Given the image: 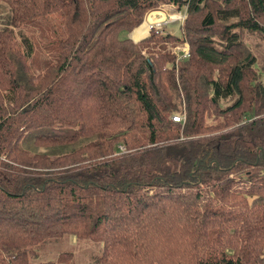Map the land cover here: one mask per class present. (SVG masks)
<instances>
[{"label": "trees", "instance_id": "trees-1", "mask_svg": "<svg viewBox=\"0 0 264 264\" xmlns=\"http://www.w3.org/2000/svg\"><path fill=\"white\" fill-rule=\"evenodd\" d=\"M163 5L179 36L130 41ZM0 14V264H69L34 262L65 236L99 244L94 264H264V82L241 41H264V0Z\"/></svg>", "mask_w": 264, "mask_h": 264}, {"label": "rangeland", "instance_id": "rangeland-1", "mask_svg": "<svg viewBox=\"0 0 264 264\" xmlns=\"http://www.w3.org/2000/svg\"><path fill=\"white\" fill-rule=\"evenodd\" d=\"M162 9L168 10L170 8L163 7ZM171 13L174 14L175 17L184 16L183 9H181L179 12L173 11L170 12V14ZM146 17L147 14L145 18ZM151 21L152 20L149 19L147 20V22ZM167 21L169 20L167 19ZM147 22L141 25L140 28H142V26H144ZM164 26L165 27L163 28L162 32L173 36H179L180 18L175 21L166 22ZM153 27L155 30L159 31L162 29V24H154ZM139 29L136 30L135 33H137ZM135 33L132 36L134 38L137 37ZM241 41L245 51L252 55L255 59V66L260 74V79L264 82V41H262L256 33L248 32L242 33ZM100 251L101 246L99 244L88 241H78L73 237L65 236L60 240L49 241L42 247L38 248L34 262H54L59 254L66 253L71 256L69 264H94L95 259L100 254Z\"/></svg>", "mask_w": 264, "mask_h": 264}, {"label": "crops", "instance_id": "crops-1", "mask_svg": "<svg viewBox=\"0 0 264 264\" xmlns=\"http://www.w3.org/2000/svg\"><path fill=\"white\" fill-rule=\"evenodd\" d=\"M166 8V7H168V8H170V9H168V10H165V9H162V8ZM173 9H171V7L170 6H166V5H163V6H160L158 9H156V10H154V11H151V12H149V13H147V17L146 18H144L143 19V21H142V23L137 27V28H135L134 30H132L130 33H128L127 34V38L130 40V41H132L133 43H136V42H138V41H140V40H143V39H145L147 36H148V32H149V26L148 25H150L151 23H154V24H162V30H163V28L165 27L164 26V24L166 23V22H169L171 19H170V16L172 15V13L170 14V12H173L172 11ZM175 12V11H174ZM181 17H184V16H181ZM152 20L151 22H147V20ZM167 19L169 20V21H167ZM145 22H147L145 25H146V27H147V29H146V31H144V32H141L140 30H141V28H140V26L141 25H143ZM143 27V26H142ZM140 28V29H139ZM139 29V31L137 32V33H135L136 35H137V37L136 38H134V37H132V35L134 34V32L136 31V30H138ZM161 30V29H160ZM143 33V34H142Z\"/></svg>", "mask_w": 264, "mask_h": 264}, {"label": "built area", "instance_id": "built-area-1", "mask_svg": "<svg viewBox=\"0 0 264 264\" xmlns=\"http://www.w3.org/2000/svg\"><path fill=\"white\" fill-rule=\"evenodd\" d=\"M173 16H174V14H173ZM180 18V22L183 20V18L184 17H173L170 21H175V20H178ZM169 21V22H170ZM158 25V24H157ZM154 23H151L150 25H149V30L150 29H154ZM155 30V29H154ZM183 48H186L185 46H182V45H173L172 46V48H171V50L174 52V53H176V55H178V53L179 52H181V53H184L185 54V49H183ZM185 56V55H184ZM172 121H174V122H178L179 121V118H175V117H173L172 118Z\"/></svg>", "mask_w": 264, "mask_h": 264}, {"label": "bare ground", "instance_id": "bare-ground-1", "mask_svg": "<svg viewBox=\"0 0 264 264\" xmlns=\"http://www.w3.org/2000/svg\"><path fill=\"white\" fill-rule=\"evenodd\" d=\"M174 16H170V18H173ZM149 26V25H148ZM146 29H147V27L144 25L142 28H141V32H144V31H146ZM143 34V33H142Z\"/></svg>", "mask_w": 264, "mask_h": 264}]
</instances>
